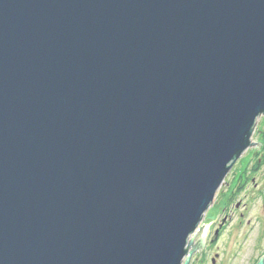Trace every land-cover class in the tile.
Returning a JSON list of instances; mask_svg holds the SVG:
<instances>
[{
  "label": "water",
  "instance_id": "obj_1",
  "mask_svg": "<svg viewBox=\"0 0 264 264\" xmlns=\"http://www.w3.org/2000/svg\"><path fill=\"white\" fill-rule=\"evenodd\" d=\"M260 115L264 0H0V264H182Z\"/></svg>",
  "mask_w": 264,
  "mask_h": 264
},
{
  "label": "rangeland",
  "instance_id": "obj_2",
  "mask_svg": "<svg viewBox=\"0 0 264 264\" xmlns=\"http://www.w3.org/2000/svg\"><path fill=\"white\" fill-rule=\"evenodd\" d=\"M254 141L234 162L198 225L229 215L222 238L209 253L201 251L203 246L196 249L191 264H212L215 253L214 264L264 263V115L255 122ZM204 231L189 238L198 239Z\"/></svg>",
  "mask_w": 264,
  "mask_h": 264
},
{
  "label": "flooded vegetation",
  "instance_id": "obj_3",
  "mask_svg": "<svg viewBox=\"0 0 264 264\" xmlns=\"http://www.w3.org/2000/svg\"><path fill=\"white\" fill-rule=\"evenodd\" d=\"M226 215L225 218H221L216 219V220H209L206 223H203L201 227H198V229L196 230V232L201 231L200 233H202L204 231V228L207 224H210V226L208 227L207 230V236H206V243L204 244V246L202 248H204L203 250H201L202 252H211L213 249H216V245L218 244V242L220 241V239L222 238V232L225 229V226L227 225V222H229L230 220V216ZM189 241V240H188ZM187 248V254L186 256H184L183 262L182 264L185 262L186 259H188V264H191V261L193 260V256H194V251H195V244H192L191 242L189 244H187L186 246ZM215 258H218V254L215 253ZM215 258H211L210 262L212 264L215 263Z\"/></svg>",
  "mask_w": 264,
  "mask_h": 264
}]
</instances>
